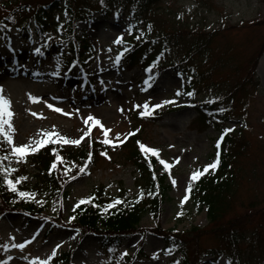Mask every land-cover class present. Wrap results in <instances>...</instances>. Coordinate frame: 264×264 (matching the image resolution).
I'll return each mask as SVG.
<instances>
[{
  "label": "rangeland",
  "instance_id": "rangeland-1",
  "mask_svg": "<svg viewBox=\"0 0 264 264\" xmlns=\"http://www.w3.org/2000/svg\"><path fill=\"white\" fill-rule=\"evenodd\" d=\"M89 2L88 6L91 8L99 5L97 0ZM155 7L157 26L166 28L170 19L174 23L181 15L178 25L218 31L215 46L208 53L191 59L195 68L205 74L196 86L201 90L198 95H186L185 76L176 69H167L161 73L154 68L146 73L138 66L128 69L122 59L124 51L128 49L125 42L130 38L127 17H108L92 12L87 20L77 23V36L80 39L77 48L83 52V45L88 43L92 46L91 51L84 55L86 65L79 68L78 72L75 68L62 64L63 60L72 56L70 48L66 46L70 40L68 37L58 44L56 53L47 57L44 54L47 44L54 38L52 33L46 34L42 39L24 40L14 30L10 36L11 47L7 46V39L0 42V72L6 68H13L17 72L15 75L0 77L3 95L10 99L13 112L12 127L5 125L13 136V143H7L8 152L1 156H7V159L0 160V163L7 169L19 166L26 168L28 172L25 180L31 187V190L26 191L31 194L27 197L34 199L37 207L43 208L41 217L51 218L50 221L44 220L45 218L30 215L21 209L5 213L0 218V264H34L37 260L45 259L49 261L68 250L71 251L70 264H109V257L100 247L101 237L95 234L83 236L73 226L74 207L101 185H105L106 191L114 195L123 183L131 196L140 195L135 168L129 161L126 162L120 151L103 156L100 152L101 157L96 161L94 158L87 161L83 159L82 161L87 162L83 164L86 171L67 184V195L64 197L53 198L47 193L32 189L37 169L29 162L28 157L34 153L27 154L17 162L12 147L13 144L21 146L33 143L42 138L43 132H58L68 140L79 139L81 142L78 145L65 143L59 137H54L52 141L60 146L79 147L90 139L102 143L107 139L120 145L130 133L141 131L145 138L143 144L159 150L158 172H167L168 180H175V184L164 201L161 217L147 214L141 220L139 228H155L160 224L165 229L177 228L182 233L193 226L211 230L206 207L197 202L188 189H192L194 172L219 161L217 144L219 142L220 145L221 132L215 126L203 130L197 128L198 122L192 124L197 116L196 103L208 102L213 98L220 100L230 87L244 78L245 70L237 73L232 69L238 65L243 67L251 55L253 59L256 58L263 44L264 1L161 0ZM25 8L28 9V6ZM16 13V10L12 11L9 17ZM62 18L66 22L69 15L63 13ZM19 20L16 16L12 21ZM121 37L124 42L116 43ZM169 46L170 49L162 59H157L161 65L165 63L163 61H178L184 56V52L175 51L173 42L167 47ZM37 47L41 48L42 55L34 53ZM161 54L163 52H159L158 56ZM117 57H120L118 64ZM216 63L223 67L211 73L210 70ZM225 70L228 72H224ZM56 72L60 75H54ZM257 74L261 81L260 87H248L244 102L234 103V113L228 121L221 123V126L244 128V137L248 141L245 153L239 157L243 178L239 182L236 206L231 212L233 215L251 212L252 207H255V214L264 207V71H257ZM78 77L94 82L81 83ZM177 91L180 92L179 96L176 95ZM29 94L40 99L34 102ZM164 100L175 102L158 108L164 114L163 119L150 121V111L154 108L150 106ZM145 103L148 104L147 113ZM228 107L227 102L220 103L216 105V110L222 112L220 109L226 110ZM57 108L61 111H56ZM89 116L95 119L85 123ZM96 119L100 121L99 125L95 123ZM116 134L120 135L117 137ZM161 159L170 167L165 168L159 162ZM91 160L94 162L90 163ZM218 166L219 163L215 169L208 170L213 172ZM250 200L256 205L250 206L247 203ZM242 202L247 204L242 206ZM260 211L264 212L262 209ZM50 227L53 228L49 233ZM183 236L187 237V234ZM19 244L24 247H17ZM164 244V240L153 233L144 236L141 232H135L124 238L116 264H170L174 256L163 253ZM200 245L204 254L202 253L198 264H227L225 256L217 258L210 252L205 253L214 247L226 248L212 236L204 235L200 239ZM191 250L193 252L194 248ZM125 252L128 254L123 255ZM241 253V264H263L259 254L253 252L247 243L241 245Z\"/></svg>",
  "mask_w": 264,
  "mask_h": 264
},
{
  "label": "trees",
  "instance_id": "trees-1",
  "mask_svg": "<svg viewBox=\"0 0 264 264\" xmlns=\"http://www.w3.org/2000/svg\"><path fill=\"white\" fill-rule=\"evenodd\" d=\"M91 0H7L0 1V36L2 33H8L9 29L17 27L20 32L27 36L26 31L35 30L37 35L42 36L46 31H53L60 36L67 35L74 41L77 39L75 21L79 18L84 19L92 10L88 6ZM161 0H104L100 3L98 10L106 15L114 12L119 15L130 17V29L132 35L144 33V37L139 41L132 39V48L127 53V61L132 65L140 63L142 66L155 64L158 70L165 68L167 65L179 67L183 63L195 57L208 53L216 43L218 31L199 30L187 25H178L181 21L176 18L174 23L170 19L168 27L157 26L155 7ZM264 1V0H263ZM24 5V6H23ZM29 6L28 9L25 7ZM23 6V7H22ZM22 8V10H20ZM64 9L71 14V20L66 29L63 27L62 19L57 15L58 9ZM16 10L14 16L9 17L12 11ZM8 16L9 18L5 17ZM19 17L20 21H12L13 18ZM5 17V18H4ZM12 18V19H10ZM177 20V21H176ZM151 25V32L148 30ZM234 27H236L234 25ZM231 27V28H234ZM243 28V26H242ZM66 29V30H65ZM173 42L174 49L184 52L185 59L180 62L161 65L157 59L161 60L162 56L167 53ZM53 47V43L50 46ZM76 47H74L75 50ZM87 49H91L86 45ZM264 51V41L258 51L256 58L251 56L246 60L243 67L238 65L233 68L237 73L244 70L245 76L235 85L230 87L220 100L215 103H208L200 109L198 117V128L206 129L215 126L221 131H225L224 141L220 147V166L217 171L209 172L200 170L202 174L198 179L193 180L192 193L194 198L203 203L208 211V220L211 230L194 226L186 233H174L172 230L165 231L159 227L157 231L167 236L170 243V250L183 253V257L176 259L174 264H197L198 257L203 252L200 245V239L204 235L212 236L217 243L223 244L231 250V261L237 264L241 253V245L247 243L253 252L259 254L264 262V207L253 213L245 211L241 214H232L236 206L238 186L243 175L239 166L240 156L243 155L248 147V141L244 137V128H230L221 126V122L227 121L234 113V103L244 102L248 93V87L258 89L260 86L259 79L256 77L255 68L259 57ZM159 52H163L158 56ZM158 57V58H157ZM193 63V62H192ZM186 65L185 71L191 70L188 75V84L186 91H200L196 88L197 84L205 76L195 68V64ZM225 65L229 66V63ZM167 66V67H169ZM248 66H251L249 69ZM223 65L216 63L210 72L219 69ZM188 73V72H187ZM227 102L228 109L219 112L216 105ZM155 115H160L155 112ZM231 129V131H226ZM139 137L131 139L125 145V157L132 162L138 169V183L141 187V196L138 199L132 198L127 189L121 187L120 192L115 196L106 193L104 186L93 192L85 203H78L75 207V225L83 234L95 232L100 234L107 245H113L115 249L121 244V237L126 236L137 230L143 216L152 212L157 216L160 215L163 203L171 188L168 183L166 174H158L156 170L157 159L140 148ZM55 149V151H53ZM110 147L90 141L80 148L64 147L58 145H48L40 153L31 158L33 165L39 169L37 184L35 188L44 190L51 196L65 194L64 187L73 177L78 176L83 168V159L99 157L100 152L109 151ZM6 151V146L0 137V155ZM62 158V159H61ZM73 163H72V162ZM1 166V165H0ZM10 177L6 172H0V213L7 210L22 209L29 211L32 215L41 213V209L36 207L35 201L22 197L19 191L28 190L25 180L17 181V192L11 191L6 184V177L16 181L17 177H24L21 169L15 168ZM122 203L115 204L114 207H108L115 201ZM250 206H255L253 200L247 202ZM242 202V206L247 204ZM231 213L229 216L228 214ZM261 214V215H260ZM228 216V217H227ZM187 234V237L183 235ZM191 248H194L192 252ZM69 254H63L52 264H68Z\"/></svg>",
  "mask_w": 264,
  "mask_h": 264
},
{
  "label": "snow or ice",
  "instance_id": "snow-or-ice-1",
  "mask_svg": "<svg viewBox=\"0 0 264 264\" xmlns=\"http://www.w3.org/2000/svg\"><path fill=\"white\" fill-rule=\"evenodd\" d=\"M103 2H104V0H101V3H103ZM118 15L119 14L117 13V18H118ZM10 19H12V18H10ZM2 27L3 26H0V30H2ZM149 28H151V25H149ZM6 39L9 41V44L7 46L11 47V45H10L11 37L10 36L6 37ZM137 39H139V37H137ZM115 42L116 43H123L124 41H123V38L121 37ZM34 53L36 55H42L43 54L41 52V48H39V47L34 49ZM119 59H120V57H117V60H116L117 64L119 63ZM146 71H151V69H147ZM54 75H60V73L56 72V73H54ZM149 79H151V78H149ZM101 83L103 84V81H101ZM194 94H195L194 90L186 93L187 96H193ZM29 95H30V98L34 102L37 101L38 99H40V98H37V97H31V94H29ZM176 95L179 96L180 92L177 91ZM218 99L219 98H213L211 101H208V102L209 103H215L216 100H218ZM174 102H175L174 100H164L160 104H157V105H155L153 107L154 108H160V107H162L165 104L174 103ZM49 107H52V105H49ZM144 109H145V113H147L148 112V104L147 103L144 104ZM56 111H61V109L57 108ZM220 111H224V109H220ZM145 113H142V114H145ZM12 117H13V112L11 111V101H10V99L5 98V96L3 95V86L0 85V135L4 136L9 144L13 143V136H12L11 133H9L6 130L5 125H7L9 128L12 127V124H11V118ZM94 119H95L94 117L89 116L85 120V123H88L89 121L94 120ZM95 123L97 125H99L100 121L98 119H96ZM13 131H15V130L13 129ZM226 131H231V129L226 130ZM119 135L120 134H116L117 137ZM129 135H131V133ZM54 137H59V139L63 140L65 143H71V144H77L78 145L81 142L79 139H77V140H68L66 137L61 136L58 132H43L42 133V138L35 140L33 143H25V144H23L21 146H16V145L13 144L12 153L14 155H16L17 162H19L20 159L26 157L27 154L35 153L40 148L52 143ZM221 139H222V137H221ZM103 142L105 144L111 143V141L107 140V139H105ZM217 147H219V142L217 144ZM140 148L145 153H152L153 155H156V156L159 155V150H156V149H153V148H150V147H146L143 144H140ZM53 151H55V149H53ZM2 159H7V156L0 157V160H2ZM159 162L162 165H164L165 168L170 167V165L167 162H165L164 160H162V159ZM218 163H219V161L217 160L216 163L209 164L208 166H206L204 171H207L209 168L215 169L217 167ZM14 171H16V169H4L2 166H0V172L8 173L9 177H10L11 172H14ZM80 171L83 172L84 168H81ZM201 174H202L201 172H194L192 174V180L198 179V177ZM75 178L76 177H73V179H75ZM24 179H26V177H17L16 181H14L13 179L6 177V181L5 182H6L7 186H8V188L11 191L17 192L18 189L16 187V182L17 181H22ZM172 182H173V184H175V180H173ZM188 190L190 191L191 189L189 188ZM19 195L22 196V197H27V196H30L31 194L27 193V192L19 191ZM85 202H87V201H81L80 203H85ZM118 203H122V201L117 200L113 204L109 205L108 207H114L115 204H118ZM77 207H79V205H77ZM73 219H74V217H73ZM16 246L20 247V248L24 247L23 244H19V245H16ZM57 247H59V246H57ZM127 254H128L127 252L123 253V255H127ZM154 258H156V254H154ZM34 264H49V261L47 259H45V260H37V261L34 262Z\"/></svg>",
  "mask_w": 264,
  "mask_h": 264
},
{
  "label": "bare ground",
  "instance_id": "bare-ground-1",
  "mask_svg": "<svg viewBox=\"0 0 264 264\" xmlns=\"http://www.w3.org/2000/svg\"><path fill=\"white\" fill-rule=\"evenodd\" d=\"M261 73L264 71V59L261 62L260 65V70ZM11 74H17L16 70H14L13 68H6L4 71L0 72V77H7L8 75ZM122 125H124V122H122Z\"/></svg>",
  "mask_w": 264,
  "mask_h": 264
}]
</instances>
